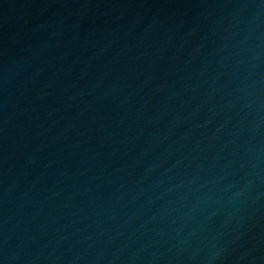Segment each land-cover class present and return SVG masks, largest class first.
<instances>
[{
	"label": "water",
	"instance_id": "1",
	"mask_svg": "<svg viewBox=\"0 0 264 264\" xmlns=\"http://www.w3.org/2000/svg\"><path fill=\"white\" fill-rule=\"evenodd\" d=\"M0 264H264V0H0Z\"/></svg>",
	"mask_w": 264,
	"mask_h": 264
}]
</instances>
